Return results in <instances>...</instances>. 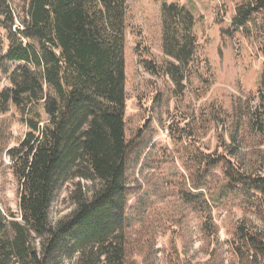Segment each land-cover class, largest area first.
<instances>
[{
	"label": "trees",
	"instance_id": "1",
	"mask_svg": "<svg viewBox=\"0 0 264 264\" xmlns=\"http://www.w3.org/2000/svg\"><path fill=\"white\" fill-rule=\"evenodd\" d=\"M263 3L238 9L235 25L248 24L249 13ZM126 12L127 0H24L20 6L0 0V82L7 83L0 89V116L13 109L27 129L18 147L6 152L20 216H0V264H135L134 250L144 251L127 233L126 164L133 144L124 119ZM160 12L161 48L169 61L144 67L179 85L196 49L194 19L176 4H163ZM251 120L264 138V115L258 110ZM251 155L247 165L205 158L198 163L204 174L193 185L214 191L212 202L232 199L260 219L261 230L235 227V255L243 264H264V159ZM217 166L221 179L211 189L207 180ZM68 182L73 210L52 224L53 196ZM197 198L181 193L207 213L209 233L207 200L200 206Z\"/></svg>",
	"mask_w": 264,
	"mask_h": 264
},
{
	"label": "rangeland",
	"instance_id": "2",
	"mask_svg": "<svg viewBox=\"0 0 264 264\" xmlns=\"http://www.w3.org/2000/svg\"><path fill=\"white\" fill-rule=\"evenodd\" d=\"M9 1L20 6L24 0ZM256 1L264 2L127 0L124 119L133 144L126 164L127 233L145 247L141 253L134 250L135 264H243L235 255V227L261 230L260 219L237 201L212 202L214 191L193 185L199 172L204 174L198 163L205 158L222 156L247 165L256 152L258 160L264 159V138L250 126L252 114L259 110L264 115V3L261 11L249 13L248 24L234 22L238 9ZM163 4L181 6L194 19L196 49L179 85L144 67L169 61L161 48ZM5 86L2 79L0 89ZM19 118L13 109L0 116L6 133L0 142V216L7 220L10 214L20 216L19 186L6 155L27 132ZM213 170L207 180L211 189L221 179L220 167ZM72 187V182L65 183L54 194L52 224L73 210ZM181 193L197 196L200 206L207 200L209 233L204 230L207 213L183 201Z\"/></svg>",
	"mask_w": 264,
	"mask_h": 264
}]
</instances>
